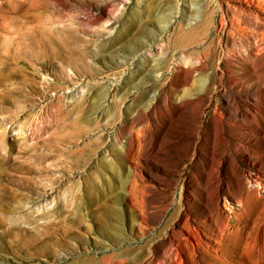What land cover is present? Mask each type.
<instances>
[{
    "label": "rangeland",
    "instance_id": "obj_1",
    "mask_svg": "<svg viewBox=\"0 0 264 264\" xmlns=\"http://www.w3.org/2000/svg\"><path fill=\"white\" fill-rule=\"evenodd\" d=\"M255 12L264 47L258 0H0V264H190L161 239L201 210L217 173L242 256L264 264V134L212 85L196 124L218 106L225 157L206 177L195 110L167 101L199 93L216 64L225 74L226 53L233 76L255 78V38L227 20ZM205 51L210 66L170 87ZM238 170L256 174L242 196Z\"/></svg>",
    "mask_w": 264,
    "mask_h": 264
},
{
    "label": "bare ground",
    "instance_id": "obj_2",
    "mask_svg": "<svg viewBox=\"0 0 264 264\" xmlns=\"http://www.w3.org/2000/svg\"><path fill=\"white\" fill-rule=\"evenodd\" d=\"M258 9L264 11V0H258ZM235 11L238 12V10ZM240 14L238 16H240ZM253 15L255 17L253 18L255 24H253L251 19L246 20L243 17H241V19L230 18L227 20L232 29L237 28L235 27V22L236 24H246L249 30L248 32L255 38L254 48H249L250 50L247 49L248 51H246L244 56L246 60L245 69L249 67L254 71V79L251 80L248 76H233L231 70L228 68V64L232 62L235 54L226 53V60L224 62L225 74L223 72H217L219 69L216 64L212 68L213 73L207 75V77L202 80V89H199V93L192 96L183 93L179 95L176 104H173L171 99L172 96L167 99L172 107L178 109V112L187 108L195 110V116L192 117V120L195 129L199 128L202 134L201 146L203 150L201 155H203L204 158L200 160L205 162V166L208 167L206 177L209 176V169L213 168V162L215 163L217 159L219 162L220 159L225 157L219 148L221 140L224 138H222L224 123L222 120L223 117L220 116L218 106H214L207 114L208 116L206 115L207 119H204L201 126V123L196 124L197 118L203 116V104L210 99L209 93L212 85L218 86L223 84L225 86L226 91L222 93L224 97L223 104L226 108L230 109L229 116H236L238 118L237 122L243 120L247 121V126L251 129L249 130L250 133H254L255 135L264 134V72L262 71L264 66V47L260 45L262 36H259V34H262V31L258 30L257 26V23L261 19L257 12ZM225 23L227 24V22L220 18L218 28L221 29ZM196 61V64L193 65H176L169 74V86L175 87L180 81L184 83L187 82L195 69L206 68L210 66L211 63L209 54L206 51L201 52L197 56ZM245 81H250V85H254L249 87L248 84H245ZM242 177H244L249 184L253 182L257 183L255 173L252 174L248 171L245 173L238 170L232 183L239 196L243 195ZM226 187L227 181L223 180L221 175L217 173L216 176L210 180V186H206L204 189L205 193L204 198L201 200V210L192 215H190L187 210H182L179 217L176 219V228H171L168 232L164 233L160 243L162 252L173 245H177L178 247H185V253L187 254L190 264L250 263L249 259L242 256V250L238 248L239 230L237 228V221L232 224L230 223V207L225 204V202H220V197L224 191H226ZM191 196H193V194L186 195L187 202L191 200ZM183 218L184 222H182ZM198 252L200 255H198ZM235 256H237L238 259H235Z\"/></svg>",
    "mask_w": 264,
    "mask_h": 264
}]
</instances>
